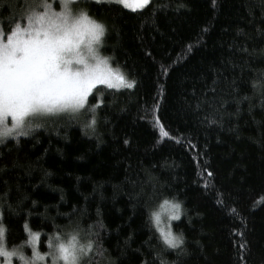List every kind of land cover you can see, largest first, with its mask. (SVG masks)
<instances>
[{
  "label": "trees",
  "instance_id": "trees-1",
  "mask_svg": "<svg viewBox=\"0 0 264 264\" xmlns=\"http://www.w3.org/2000/svg\"><path fill=\"white\" fill-rule=\"evenodd\" d=\"M33 2L0 0L4 33ZM81 4L136 86H98L94 134L85 111L0 143L7 247L32 256L27 226L47 253L48 237L79 226L96 246L89 264H160L157 252L170 264H264V92L252 87H264V0ZM173 198L186 254L164 251L150 220Z\"/></svg>",
  "mask_w": 264,
  "mask_h": 264
},
{
  "label": "snow or ice",
  "instance_id": "snow-or-ice-1",
  "mask_svg": "<svg viewBox=\"0 0 264 264\" xmlns=\"http://www.w3.org/2000/svg\"><path fill=\"white\" fill-rule=\"evenodd\" d=\"M57 2L61 5L60 11H55L48 0H34L26 14V23L16 22L8 33H4L0 23V143L29 136L43 126L38 121L61 115L77 119L85 111L91 114L85 128L94 134L97 109L103 105L102 98L93 96L94 91H100L98 86L117 90L136 86L135 81L128 80L122 71L111 66L108 57L100 55L106 32L104 24L86 11L74 13L72 5L76 0ZM148 2L140 0L141 6ZM117 3L131 6L129 0H117ZM136 10L139 9H133ZM260 79L264 80V73ZM252 87L264 92V87L256 83ZM90 96L97 99L96 104L89 105ZM164 136L168 133L164 132ZM207 175L211 177L212 173ZM162 213L167 214V225L162 222ZM182 213L181 203L174 198L164 199L160 211L150 212L164 251L175 250L178 255L186 254L185 238L183 233L172 230L171 222L180 220ZM26 231L31 257L25 256L22 249L9 251L6 229L0 223V257L6 264H12L13 257H18L22 264H47L49 256L52 264H89L96 251L93 240L82 242L79 226L64 235L57 232L48 237L50 251L43 254L38 250L41 233L27 226ZM157 257L160 264H170L160 252Z\"/></svg>",
  "mask_w": 264,
  "mask_h": 264
},
{
  "label": "rangeland",
  "instance_id": "rangeland-1",
  "mask_svg": "<svg viewBox=\"0 0 264 264\" xmlns=\"http://www.w3.org/2000/svg\"><path fill=\"white\" fill-rule=\"evenodd\" d=\"M84 1V0H76V2L72 5V9H73V12L74 13H78L80 11H84L83 10V7H82V4L81 2ZM96 1V0H94ZM100 1H104V2H117V0H100ZM151 0H149L148 4L150 3ZM49 3H52L53 4V7H54V10L55 11H60L61 10V5L57 2V0H48ZM129 4L131 5L130 7H126L127 9H130V10H133L134 8H137L139 10L141 9H144L147 5H144V6H141L140 4V0H129ZM125 7V6H124ZM103 43V42H102ZM99 53L102 57H108V56H105L103 53H102V46L99 48ZM109 58V63L111 64V66L116 69L118 67H116L113 62H112V59L110 57ZM119 69V68H118ZM120 70V69H119ZM121 71V70H120ZM127 77V76H126ZM128 80L132 81L131 79H129L127 77ZM106 87V86H105ZM117 90V89H116ZM120 90V89H119ZM82 115V114H81ZM39 123H42L44 122V120L42 121H38ZM162 204V203H161ZM160 204V205H161ZM160 205L155 209V211H160ZM162 222L167 225V214L166 213H162ZM174 222L176 221H172L171 222V228H172V225L174 224ZM173 230V228H172ZM9 251H11L12 249L8 248ZM38 250L43 254V252L40 250V242L38 244ZM31 252H32V249H31ZM33 254V253H32ZM15 258L18 259V261L20 262L19 264H22V261L19 260L18 257H13L12 259V264H15ZM47 263L48 264H52V261H51V257L49 256L48 257V260H47ZM0 264H6V261L4 260L3 257H0Z\"/></svg>",
  "mask_w": 264,
  "mask_h": 264
}]
</instances>
